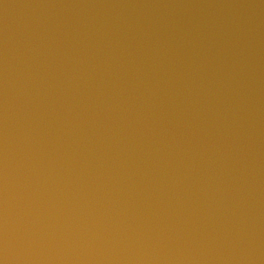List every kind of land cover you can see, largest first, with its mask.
Returning <instances> with one entry per match:
<instances>
[{"label":"water","instance_id":"obj_1","mask_svg":"<svg viewBox=\"0 0 264 264\" xmlns=\"http://www.w3.org/2000/svg\"><path fill=\"white\" fill-rule=\"evenodd\" d=\"M0 264H264V0H0Z\"/></svg>","mask_w":264,"mask_h":264}]
</instances>
